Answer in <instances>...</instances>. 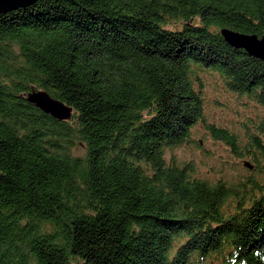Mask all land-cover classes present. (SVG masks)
I'll return each mask as SVG.
<instances>
[{"label": "trees", "instance_id": "1", "mask_svg": "<svg viewBox=\"0 0 264 264\" xmlns=\"http://www.w3.org/2000/svg\"><path fill=\"white\" fill-rule=\"evenodd\" d=\"M223 28L264 35V0H37L0 13V264H264V118L241 121V143L204 115L208 74L264 108V62ZM32 88L70 120L28 103ZM198 123L251 159L241 190L166 161Z\"/></svg>", "mask_w": 264, "mask_h": 264}, {"label": "rangeland", "instance_id": "2", "mask_svg": "<svg viewBox=\"0 0 264 264\" xmlns=\"http://www.w3.org/2000/svg\"><path fill=\"white\" fill-rule=\"evenodd\" d=\"M204 86L206 122L238 135L240 142L244 143L246 139L241 129V121L246 117L263 119L264 108L253 107L251 103L243 104V97L226 92L219 78L214 74L205 76ZM197 143L200 146H197ZM239 146L242 148L241 144ZM74 152L81 154L82 148L75 147ZM165 157L167 162L174 160L179 165L191 163L200 178L210 181L226 180L239 190L244 178L249 175V169H252L251 159L247 156L236 157L228 144L221 140H213L203 123H198L192 128L189 143L167 149ZM211 259L206 264H220L215 256Z\"/></svg>", "mask_w": 264, "mask_h": 264}, {"label": "water", "instance_id": "3", "mask_svg": "<svg viewBox=\"0 0 264 264\" xmlns=\"http://www.w3.org/2000/svg\"><path fill=\"white\" fill-rule=\"evenodd\" d=\"M37 0H0V13L17 10L33 5ZM220 34L230 46L243 49L248 55L264 62V35L245 34L232 29L223 28ZM28 103L45 114L59 121H68L72 108L62 101L53 98L47 91L32 88L26 95Z\"/></svg>", "mask_w": 264, "mask_h": 264}]
</instances>
